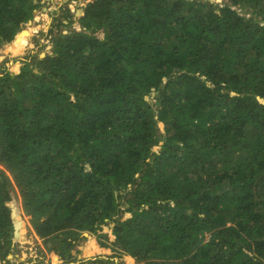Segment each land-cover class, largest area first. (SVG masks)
I'll use <instances>...</instances> for the list:
<instances>
[{"label":"trees","instance_id":"obj_1","mask_svg":"<svg viewBox=\"0 0 264 264\" xmlns=\"http://www.w3.org/2000/svg\"><path fill=\"white\" fill-rule=\"evenodd\" d=\"M221 1L90 0L3 69L0 264L19 209L48 264H264V0ZM38 7L0 0V44Z\"/></svg>","mask_w":264,"mask_h":264},{"label":"rangeland","instance_id":"obj_2","mask_svg":"<svg viewBox=\"0 0 264 264\" xmlns=\"http://www.w3.org/2000/svg\"><path fill=\"white\" fill-rule=\"evenodd\" d=\"M88 1L89 0H71L69 2L68 0H34L35 3H39V7L33 12V17L38 16V21L32 23L34 21L33 18L30 25L27 22L22 28V30H24L29 27L28 33L24 30L29 41L28 46L24 47L19 54H14L11 45H8V43L0 44V75H2V71L5 67L10 68V66L14 63H19L21 67L24 66V63H28L29 67H31L33 56H36L38 59H43L47 55H53L54 45L50 37L51 35L49 36L48 34L49 30L53 28L52 33L54 35L59 34L61 31H67L68 29L66 28L60 27L56 29L53 26L58 23L68 24V19L65 18V12L69 11L71 15H78L80 13L79 9H81V7H83V5H85ZM208 2L219 6L222 3L221 0H208ZM235 8L239 11V14L245 15L246 18L251 16L252 12L249 11L247 7H244L242 10H240L238 6ZM259 19L260 18H257L258 21ZM259 22L262 23L261 21ZM13 42L14 41L10 43ZM34 72L37 73V70H34ZM156 96L157 93L154 92L148 99L150 105L154 109L156 108ZM160 126L162 127L161 124ZM0 169H2V167H0ZM7 175L9 174L7 173ZM18 213L22 215L25 229H23L20 233L16 232V235L14 231V238L17 243L23 246L21 248L18 244L17 247V243L15 242V247L8 255V262H4L2 264H29L30 260H33V263L41 264L40 262L42 257L40 255L42 249L37 243L34 231H32L33 229H30V217L26 216L22 209H19ZM127 216L128 215H126V217ZM84 236H86V234H84ZM109 238L110 240H113L111 235H109ZM113 254L114 253H111L110 251H99L92 258H87L82 255H79V258L84 261H95L97 259L100 264L98 258L106 260ZM112 260L113 264H135L133 260H127L124 257H117Z\"/></svg>","mask_w":264,"mask_h":264},{"label":"clouds","instance_id":"obj_3","mask_svg":"<svg viewBox=\"0 0 264 264\" xmlns=\"http://www.w3.org/2000/svg\"><path fill=\"white\" fill-rule=\"evenodd\" d=\"M90 1V0H89ZM88 1V2H89ZM35 11V10H34ZM35 17V16H34ZM33 17V18H34ZM32 18V19H33ZM30 21H32V20H30ZM29 22V21H28ZM31 227V226H30ZM31 230H32V228H31ZM33 231V230H32ZM34 236H35V238H36V240H37V243H38V245L40 246V248H42V252H41V262L43 263V264H45V261H47V263L46 264H48V262H49V256H47V253H46V251H45V249H44V246H43V244H42V241L35 235V233H34ZM15 242V241H14ZM17 243V242H16ZM18 244L19 243H17V245L16 244H14V246H13V248L15 247V245L18 247ZM21 248H22V246H20ZM80 259V258H79ZM132 260V259H131Z\"/></svg>","mask_w":264,"mask_h":264},{"label":"crops","instance_id":"obj_4","mask_svg":"<svg viewBox=\"0 0 264 264\" xmlns=\"http://www.w3.org/2000/svg\"><path fill=\"white\" fill-rule=\"evenodd\" d=\"M43 10H44V9H43ZM43 10H42V11H43ZM37 21H38V16H35V17H34V21H33V22L31 21V22H32V23H35V22H37ZM30 24H31V23H30ZM30 229H31V228H30Z\"/></svg>","mask_w":264,"mask_h":264},{"label":"bare ground","instance_id":"obj_5","mask_svg":"<svg viewBox=\"0 0 264 264\" xmlns=\"http://www.w3.org/2000/svg\"><path fill=\"white\" fill-rule=\"evenodd\" d=\"M29 25H30V24H29ZM5 48H6V47H5ZM5 48H4V49H5ZM16 232H17V231H15V235H16ZM14 239H15V238H14ZM15 240H16V239H15Z\"/></svg>","mask_w":264,"mask_h":264},{"label":"built area","instance_id":"obj_6","mask_svg":"<svg viewBox=\"0 0 264 264\" xmlns=\"http://www.w3.org/2000/svg\"><path fill=\"white\" fill-rule=\"evenodd\" d=\"M19 246H21L20 244H19ZM23 246V245H22ZM42 249V248H41ZM47 263V261H45V264Z\"/></svg>","mask_w":264,"mask_h":264},{"label":"water","instance_id":"obj_7","mask_svg":"<svg viewBox=\"0 0 264 264\" xmlns=\"http://www.w3.org/2000/svg\"><path fill=\"white\" fill-rule=\"evenodd\" d=\"M29 24L31 23V21L28 22ZM43 57V56H42Z\"/></svg>","mask_w":264,"mask_h":264}]
</instances>
